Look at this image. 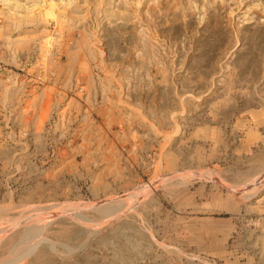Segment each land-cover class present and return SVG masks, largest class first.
Wrapping results in <instances>:
<instances>
[{"label":"rangeland","instance_id":"374dc122","mask_svg":"<svg viewBox=\"0 0 264 264\" xmlns=\"http://www.w3.org/2000/svg\"><path fill=\"white\" fill-rule=\"evenodd\" d=\"M0 264H264V0H0Z\"/></svg>","mask_w":264,"mask_h":264}]
</instances>
